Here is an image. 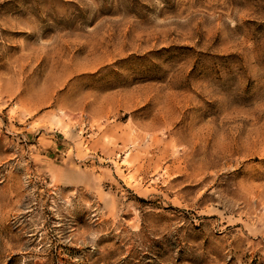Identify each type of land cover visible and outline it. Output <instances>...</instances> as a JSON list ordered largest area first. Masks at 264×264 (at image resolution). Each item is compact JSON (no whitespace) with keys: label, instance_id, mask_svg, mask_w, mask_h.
<instances>
[{"label":"rangeland","instance_id":"374dc122","mask_svg":"<svg viewBox=\"0 0 264 264\" xmlns=\"http://www.w3.org/2000/svg\"><path fill=\"white\" fill-rule=\"evenodd\" d=\"M0 264H264V0H0Z\"/></svg>","mask_w":264,"mask_h":264}]
</instances>
